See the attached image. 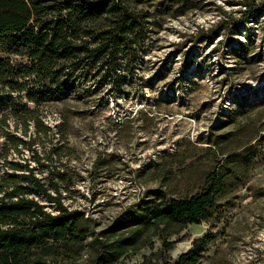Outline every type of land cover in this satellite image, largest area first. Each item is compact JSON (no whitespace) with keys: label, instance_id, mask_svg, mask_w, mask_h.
<instances>
[{"label":"rangeland","instance_id":"1","mask_svg":"<svg viewBox=\"0 0 264 264\" xmlns=\"http://www.w3.org/2000/svg\"><path fill=\"white\" fill-rule=\"evenodd\" d=\"M157 1L140 7L145 31L129 49L133 64L117 67L119 83L114 74L101 76L104 65L86 67L73 73L68 95L36 107L27 94L40 88L39 79L17 80L4 69L0 118L13 107L35 109L50 131L36 132L31 122L22 134L10 115L4 130L22 139V152H0V176L15 173L24 181L23 164L30 161L50 195L57 194L52 184L59 188L61 207L39 198L44 209L85 219L84 238L57 247L50 264H86L95 234L138 223L159 203L158 193L198 192L219 166L230 174L210 222L170 235L148 231L118 264H139L145 256L173 260L204 234L209 242L202 264H264V12L237 26L248 0H191L178 15L175 6L167 10ZM0 58L14 68L27 63L7 53L4 43ZM12 81L25 87L18 90ZM35 151L40 162L29 160ZM16 161L22 166L13 172L8 163ZM1 189L0 181V196Z\"/></svg>","mask_w":264,"mask_h":264},{"label":"trees","instance_id":"2","mask_svg":"<svg viewBox=\"0 0 264 264\" xmlns=\"http://www.w3.org/2000/svg\"><path fill=\"white\" fill-rule=\"evenodd\" d=\"M153 1L0 0V44L6 45L7 53L27 59L26 64L14 68L0 58V81L4 80L5 67L11 68V75L17 80L36 76L40 88L27 94V99L36 107L57 95L62 98L68 95L64 90L73 85V73L86 67L104 65L101 76L114 74L115 83H119L116 69L121 62L133 64L135 55L129 49L140 42L145 31L140 7ZM157 4L167 10L175 6L172 14L178 15L191 0H160ZM241 4L237 26L257 19L264 12V3L248 0ZM25 83L12 81L18 90L24 88ZM22 109L18 112L13 107L0 118L3 157L10 150L19 156L22 152L18 148L22 139L4 130L9 117L20 122L22 134L27 132L31 122L36 132L50 131L35 109ZM59 129L60 133L65 131ZM29 160L40 162L41 158L35 151ZM8 164L13 172L20 165L17 161ZM23 165L27 169V173H22L24 181H18L15 173L0 176V264H50L48 258L56 255L57 247L76 244L84 238L85 219L68 211H60L57 215L47 212L39 198L54 200L61 207L59 188L52 184L57 194L50 195L48 187L35 174L36 166L28 160ZM224 168H215L206 177L203 187L192 195L169 198L164 192L158 193L159 203L148 206L138 223L124 225L110 234H95L88 243L90 251L86 264H118L128 252L139 249L148 231L154 235H170L179 233L188 224L210 222L220 186L230 174ZM208 237L204 234L193 239L191 246L173 260L157 263L145 256L139 264H202ZM163 242L166 249L170 248V242Z\"/></svg>","mask_w":264,"mask_h":264}]
</instances>
